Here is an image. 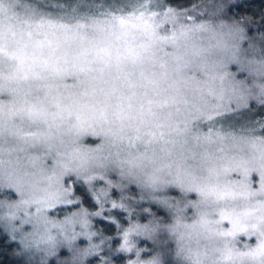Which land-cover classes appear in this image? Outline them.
Masks as SVG:
<instances>
[{
  "label": "snow or ice",
  "instance_id": "6c2138e0",
  "mask_svg": "<svg viewBox=\"0 0 264 264\" xmlns=\"http://www.w3.org/2000/svg\"><path fill=\"white\" fill-rule=\"evenodd\" d=\"M0 264H264V0H0Z\"/></svg>",
  "mask_w": 264,
  "mask_h": 264
},
{
  "label": "trees",
  "instance_id": "16d2710c",
  "mask_svg": "<svg viewBox=\"0 0 264 264\" xmlns=\"http://www.w3.org/2000/svg\"><path fill=\"white\" fill-rule=\"evenodd\" d=\"M253 10L255 11V10H258V5L257 4H254L253 5Z\"/></svg>",
  "mask_w": 264,
  "mask_h": 264
}]
</instances>
